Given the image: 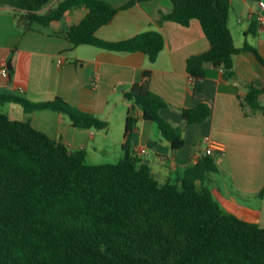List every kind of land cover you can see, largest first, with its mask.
<instances>
[{
  "label": "trees",
  "instance_id": "obj_1",
  "mask_svg": "<svg viewBox=\"0 0 264 264\" xmlns=\"http://www.w3.org/2000/svg\"><path fill=\"white\" fill-rule=\"evenodd\" d=\"M0 0L22 10L26 29L50 28L78 20L64 31L71 47L87 44L114 51H141L155 62L165 46L158 30L122 40H107L97 32L123 6L106 0ZM160 23L173 20L189 25L198 19L210 48L188 58L193 78H203L206 64L235 77V56L252 51L235 44L229 26L230 0H171ZM15 55L9 67L14 68ZM152 69L125 93L140 104L144 118L157 123L173 150L183 147L182 128L161 116L167 101L151 89ZM263 88L250 85L243 104L264 112ZM25 111L52 109L67 115L73 125L107 129L109 123L57 96L33 102L26 96L0 94ZM127 117L123 147L126 154L114 163L93 164L84 149L70 150L60 140L36 129L31 122L0 110V264H264V228L222 208L206 181L217 171L214 158L204 156L174 179L161 181L152 168L131 150V131L137 118ZM207 103L185 108L186 124L202 123Z\"/></svg>",
  "mask_w": 264,
  "mask_h": 264
},
{
  "label": "crops",
  "instance_id": "obj_2",
  "mask_svg": "<svg viewBox=\"0 0 264 264\" xmlns=\"http://www.w3.org/2000/svg\"><path fill=\"white\" fill-rule=\"evenodd\" d=\"M59 0H55L56 4ZM123 6L131 0H106ZM229 26L235 44L256 47L264 57V0H230ZM171 0H139L121 9L97 34L107 40L130 38L147 30H158L165 46L155 62L141 51H114L94 45L71 47L64 31L78 19L50 28L26 29L22 10L0 2V94L26 96L33 102L64 98L78 109L109 123L107 129L79 127L52 109L25 111L18 103L6 102L2 109L12 118L31 122L38 130L60 140L70 150L84 149L89 163H110L126 154L127 117L137 118L131 131V150L159 176L174 179L204 156L214 158L217 171L208 183L222 208L264 228V112L243 104L250 85L264 89V65L252 51L235 56V77L228 80L224 69L206 64L203 78L187 70L188 58L210 48L198 19L189 25L173 20L159 22L162 12L172 9ZM15 55L13 70L9 67ZM8 64L9 75L2 73ZM152 69L151 89L168 107L160 114L182 128L183 147L173 150L156 122L144 118L143 109L125 93L140 80L144 69ZM207 103L210 113L202 123L186 124L185 108ZM264 105V91L260 95ZM214 149L206 154L211 142ZM146 148L148 153L137 151ZM117 162V161H116ZM114 163V162H113Z\"/></svg>",
  "mask_w": 264,
  "mask_h": 264
},
{
  "label": "built area",
  "instance_id": "obj_3",
  "mask_svg": "<svg viewBox=\"0 0 264 264\" xmlns=\"http://www.w3.org/2000/svg\"><path fill=\"white\" fill-rule=\"evenodd\" d=\"M261 7L263 8L264 10V1H261ZM2 73L5 75V76H8L9 75V67H8V64H5L4 67L2 68ZM219 149L220 151H224V148L221 146V144H218L216 142H211L210 143V146L209 148L206 149V154H213L214 152V149ZM137 153L139 155H143V154H146L148 153L147 149L146 148H141L137 151Z\"/></svg>",
  "mask_w": 264,
  "mask_h": 264
},
{
  "label": "rangeland",
  "instance_id": "obj_4",
  "mask_svg": "<svg viewBox=\"0 0 264 264\" xmlns=\"http://www.w3.org/2000/svg\"><path fill=\"white\" fill-rule=\"evenodd\" d=\"M0 110L3 111L2 107H0ZM116 161H118L117 158H115L114 160H111L110 163H113V162H116Z\"/></svg>",
  "mask_w": 264,
  "mask_h": 264
}]
</instances>
